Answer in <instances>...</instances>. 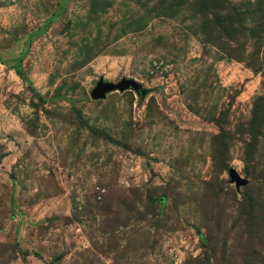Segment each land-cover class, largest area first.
I'll return each mask as SVG.
<instances>
[{
    "label": "rangeland",
    "instance_id": "374dc122",
    "mask_svg": "<svg viewBox=\"0 0 264 264\" xmlns=\"http://www.w3.org/2000/svg\"><path fill=\"white\" fill-rule=\"evenodd\" d=\"M0 264H264V0H0Z\"/></svg>",
    "mask_w": 264,
    "mask_h": 264
},
{
    "label": "water",
    "instance_id": "95a60500",
    "mask_svg": "<svg viewBox=\"0 0 264 264\" xmlns=\"http://www.w3.org/2000/svg\"><path fill=\"white\" fill-rule=\"evenodd\" d=\"M126 89H133L134 91H139L138 84L132 79H122L118 83H112L109 81L99 80L95 87L91 90V97L93 99H103L107 93L112 91H124ZM229 179L234 182L236 186L244 184V180L238 175L234 169H229L228 171Z\"/></svg>",
    "mask_w": 264,
    "mask_h": 264
},
{
    "label": "trees",
    "instance_id": "16d2710c",
    "mask_svg": "<svg viewBox=\"0 0 264 264\" xmlns=\"http://www.w3.org/2000/svg\"><path fill=\"white\" fill-rule=\"evenodd\" d=\"M25 80L27 81V79L25 78ZM28 82V81H27ZM29 85V89L37 96L38 100L40 102H46V99L41 98V96L38 94V92L30 85V83L28 82Z\"/></svg>",
    "mask_w": 264,
    "mask_h": 264
}]
</instances>
